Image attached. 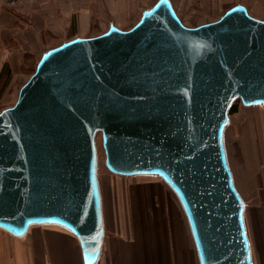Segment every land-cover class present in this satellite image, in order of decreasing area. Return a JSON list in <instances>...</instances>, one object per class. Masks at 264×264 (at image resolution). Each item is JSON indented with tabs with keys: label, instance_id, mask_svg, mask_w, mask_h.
I'll return each mask as SVG.
<instances>
[{
	"label": "water",
	"instance_id": "1",
	"mask_svg": "<svg viewBox=\"0 0 264 264\" xmlns=\"http://www.w3.org/2000/svg\"><path fill=\"white\" fill-rule=\"evenodd\" d=\"M237 99L264 105V20L240 3L190 27L172 0H157L127 30L50 47L0 112V228L64 227L95 264L101 129L110 172L157 176L176 196L200 264H253L226 146Z\"/></svg>",
	"mask_w": 264,
	"mask_h": 264
},
{
	"label": "crops",
	"instance_id": "2",
	"mask_svg": "<svg viewBox=\"0 0 264 264\" xmlns=\"http://www.w3.org/2000/svg\"><path fill=\"white\" fill-rule=\"evenodd\" d=\"M135 3L0 0V70L5 63L16 67L44 35L57 36L67 28L84 29L101 14L114 19L108 20V28L111 24L124 27V13H133L128 16L131 20L140 9ZM229 118L226 146L235 184L246 202L252 260L264 264V106L242 104L229 112ZM234 136L235 154L231 151ZM100 181L104 234L95 264H200L187 217L164 181L154 175L116 174ZM0 264L85 263L80 240L73 232L43 224L32 225L22 237L0 231Z\"/></svg>",
	"mask_w": 264,
	"mask_h": 264
},
{
	"label": "rangeland",
	"instance_id": "3",
	"mask_svg": "<svg viewBox=\"0 0 264 264\" xmlns=\"http://www.w3.org/2000/svg\"><path fill=\"white\" fill-rule=\"evenodd\" d=\"M137 3L135 5L137 8L147 7L150 3L146 2V0H136ZM175 2V5L177 7V14L179 18L185 23V25L189 26V24H192L195 27L200 24H204L207 22H212L215 20H218L220 17L221 10L225 8H230L232 6H235L236 4H243L247 9L249 8L251 12H253L256 16L264 18V0H173ZM248 9V12H249ZM181 17H180V15ZM124 19L126 22L121 21L126 29L131 28L136 22H129L131 21L128 16L132 17L133 13H124ZM108 20H114L112 19V16L110 14H101L100 18H96L89 22V25L82 29V28H67L65 31H61L60 35L57 36H51L49 34H46L43 36L41 42H38L34 45H32V48H30L29 52L23 57L21 62L17 64L16 67L12 68L10 67V64H7V67L9 69V72H2V69L0 70V112L8 107H12L19 96V91L21 86L27 81L29 76L34 72L35 70V64L37 62L38 54L40 51L56 46L60 44L62 41H65L67 39H70L74 37L75 35H84L85 37H91L95 35H99L103 33L107 27L106 24ZM123 20V19H121ZM124 20V21H125ZM6 64V63H5ZM4 64V65H5ZM4 67V66H3ZM238 102V106L240 107L242 105L241 101L239 99L236 100ZM240 114V120L243 119L242 113L243 110H241ZM227 131V130H226ZM95 150L97 154V159L99 160V177L102 180L103 177L109 178L110 174H113L109 171V169L105 165L104 156L106 159V152L104 148V138H103V131L101 129L97 130L95 133ZM226 144L227 143V134H226ZM231 151L235 154V147H236V137L234 136L231 141ZM229 149V147H228ZM229 153V152H228ZM231 162V158H230ZM232 164V162H231ZM233 168V165H232ZM123 177V176H122ZM171 196L174 198V200L177 202V199L175 198V195L172 193L171 190H169ZM0 231L5 232V230L0 229Z\"/></svg>",
	"mask_w": 264,
	"mask_h": 264
},
{
	"label": "bare ground",
	"instance_id": "4",
	"mask_svg": "<svg viewBox=\"0 0 264 264\" xmlns=\"http://www.w3.org/2000/svg\"><path fill=\"white\" fill-rule=\"evenodd\" d=\"M157 0H147V2H149L150 4L147 6V7H142V8H140L137 12H136V14L134 15V17H133V19H131V21L130 22H136L137 20H139V18H140V16L142 15V12L146 9V8H149V7H151L152 5H153V3H155ZM172 3H173V5H174V7L176 8V10H177V7H176V5H175V2L172 0ZM228 8H225V9H223V10H221V12H220V15H219V17L227 10ZM249 9V8H248ZM177 12H178V10H177ZM179 13V12H178ZM249 13L252 15V16H254V17H256V18H258V19H263L264 20V18H261V17H258V16H256L253 12H251V10L249 9ZM180 15V14H179ZM180 17H181V15H180ZM182 18V17H181ZM183 20V19H182ZM108 24H109V22L107 23V28H108ZM189 26H194V25H192V24H189ZM123 30H127L125 27H122V26H120ZM107 30V29H106ZM81 37H85V36H82V35H80ZM75 37V36H74ZM73 37V38H74ZM67 40H69V39H67ZM63 42V41H62ZM61 42V43H62ZM50 48V47H49ZM49 48H46V49H44V50H42V51H40L39 52V54H38V58H37V62H38V60H39V58L41 57V55H42V53L45 51V50H47V49H49ZM36 62V63H37ZM35 67H36V64H35ZM30 77V76H29ZM19 93V92H18ZM261 106H264V105H261ZM231 123V122H230ZM104 161H105V156H104ZM230 161V160H229ZM231 164V163H230ZM232 167V166H231ZM240 190V189H239ZM241 192V191H240ZM1 229V228H0Z\"/></svg>",
	"mask_w": 264,
	"mask_h": 264
},
{
	"label": "trees",
	"instance_id": "5",
	"mask_svg": "<svg viewBox=\"0 0 264 264\" xmlns=\"http://www.w3.org/2000/svg\"><path fill=\"white\" fill-rule=\"evenodd\" d=\"M2 72H7V73L9 72V69L7 67V64H5L4 67L2 68ZM237 106H238V102L235 101L233 103L232 107H231V111L230 112L231 113L234 112L236 110Z\"/></svg>",
	"mask_w": 264,
	"mask_h": 264
},
{
	"label": "built area",
	"instance_id": "6",
	"mask_svg": "<svg viewBox=\"0 0 264 264\" xmlns=\"http://www.w3.org/2000/svg\"><path fill=\"white\" fill-rule=\"evenodd\" d=\"M13 3V2H12Z\"/></svg>",
	"mask_w": 264,
	"mask_h": 264
}]
</instances>
